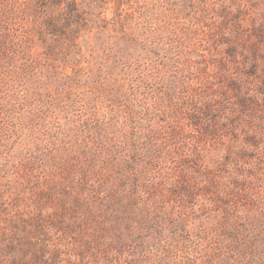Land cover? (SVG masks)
<instances>
[{
    "label": "rangeland",
    "instance_id": "1",
    "mask_svg": "<svg viewBox=\"0 0 264 264\" xmlns=\"http://www.w3.org/2000/svg\"><path fill=\"white\" fill-rule=\"evenodd\" d=\"M0 264H264V0H0Z\"/></svg>",
    "mask_w": 264,
    "mask_h": 264
}]
</instances>
